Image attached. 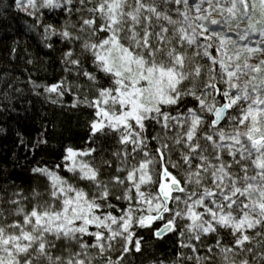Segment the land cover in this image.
<instances>
[{
	"label": "snow or ice",
	"instance_id": "snow-or-ice-1",
	"mask_svg": "<svg viewBox=\"0 0 264 264\" xmlns=\"http://www.w3.org/2000/svg\"><path fill=\"white\" fill-rule=\"evenodd\" d=\"M0 264H264V0H0Z\"/></svg>",
	"mask_w": 264,
	"mask_h": 264
}]
</instances>
